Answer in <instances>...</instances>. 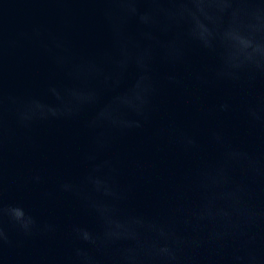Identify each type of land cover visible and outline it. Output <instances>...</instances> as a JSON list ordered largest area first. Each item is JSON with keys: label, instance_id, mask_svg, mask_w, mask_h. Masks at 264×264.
<instances>
[{"label": "water", "instance_id": "water-1", "mask_svg": "<svg viewBox=\"0 0 264 264\" xmlns=\"http://www.w3.org/2000/svg\"><path fill=\"white\" fill-rule=\"evenodd\" d=\"M0 264H264V0H0Z\"/></svg>", "mask_w": 264, "mask_h": 264}]
</instances>
